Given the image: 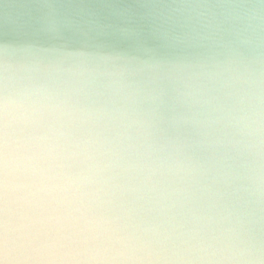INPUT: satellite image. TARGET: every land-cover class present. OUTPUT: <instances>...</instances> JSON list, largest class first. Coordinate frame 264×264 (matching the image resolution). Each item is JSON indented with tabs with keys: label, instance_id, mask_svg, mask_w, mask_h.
I'll use <instances>...</instances> for the list:
<instances>
[{
	"label": "clouds",
	"instance_id": "obj_1",
	"mask_svg": "<svg viewBox=\"0 0 264 264\" xmlns=\"http://www.w3.org/2000/svg\"><path fill=\"white\" fill-rule=\"evenodd\" d=\"M0 264H264V0H0Z\"/></svg>",
	"mask_w": 264,
	"mask_h": 264
}]
</instances>
